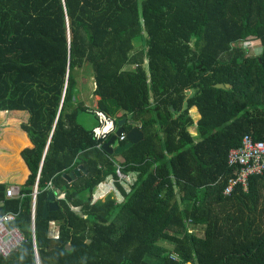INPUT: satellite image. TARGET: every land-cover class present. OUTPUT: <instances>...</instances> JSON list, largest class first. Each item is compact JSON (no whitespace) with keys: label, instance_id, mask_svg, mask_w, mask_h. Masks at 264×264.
<instances>
[{"label":"trees","instance_id":"trees-1","mask_svg":"<svg viewBox=\"0 0 264 264\" xmlns=\"http://www.w3.org/2000/svg\"><path fill=\"white\" fill-rule=\"evenodd\" d=\"M98 112L141 122L143 141L107 154ZM0 134L30 172L6 167L22 199L0 182V217L18 212L25 238L0 264H264V173L224 195L230 151L264 141V0H0ZM110 176L123 201L92 202Z\"/></svg>","mask_w":264,"mask_h":264},{"label":"built area","instance_id":"built-area-1","mask_svg":"<svg viewBox=\"0 0 264 264\" xmlns=\"http://www.w3.org/2000/svg\"><path fill=\"white\" fill-rule=\"evenodd\" d=\"M102 126L95 129V136L98 139H106L110 134H115L118 126L115 119L111 118L103 112H98ZM111 122L113 127L111 130L104 132L103 129ZM99 131V134H98ZM126 140V134L118 138L117 144ZM103 146V143L100 145ZM228 165L236 170L235 178L231 179L224 191V195L230 197L236 189L240 188L244 193L248 192L249 181L251 178L261 176L264 173V141L256 140L251 135H246L239 147L233 148L228 155ZM117 174L121 184H127L129 189L125 188L127 192L130 191V186L133 184V179L125 176L121 171V166L117 167ZM103 185V187H101ZM125 187V186H124ZM38 189L34 193L33 201V215L32 223L35 228V213H36V196ZM110 193H115L121 197V193L116 186V179L110 176L105 182L98 185L94 194V201L105 199ZM24 194L21 188L12 185L7 190L8 199H22ZM118 201H120L118 199ZM18 212H9L0 217V253L8 258L10 255L18 250L21 244L25 241L23 233L19 228L13 226L18 219ZM56 226L55 222H52ZM55 228V227H54ZM55 238H59V232H55ZM36 261L40 264L39 255L36 251Z\"/></svg>","mask_w":264,"mask_h":264},{"label":"water","instance_id":"water-1","mask_svg":"<svg viewBox=\"0 0 264 264\" xmlns=\"http://www.w3.org/2000/svg\"><path fill=\"white\" fill-rule=\"evenodd\" d=\"M216 88L220 89H226L230 88V84H217L215 85ZM131 125L133 128L130 131H127L125 128V125ZM141 122H137L132 119L128 118H123L118 121V130L114 135L110 137V139L104 143V151L109 154V155H119L123 153L124 151L130 150L132 146L135 144L140 143L144 139V133L141 130ZM123 134H126V143L121 145V144H116L117 140L119 137H121ZM117 145V147L115 146ZM83 167L81 166L76 172L71 173L70 177L75 179L77 175H79V171L82 170ZM36 189H38V184L36 186ZM49 204L45 205L44 208V218H47L48 215L50 214L51 211L55 210V207H57L56 203V196L53 191L49 192V197H48ZM69 250H71L69 248Z\"/></svg>","mask_w":264,"mask_h":264},{"label":"rangeland","instance_id":"rangeland-1","mask_svg":"<svg viewBox=\"0 0 264 264\" xmlns=\"http://www.w3.org/2000/svg\"><path fill=\"white\" fill-rule=\"evenodd\" d=\"M78 81H79V86H78L79 99L82 102H85L89 108L96 109L98 106L100 97L94 95L95 90H96L94 74H92V72L89 69H83L79 71L78 73ZM78 122L88 129L94 128L96 124H98V122L96 121V117L89 112L80 113L78 116ZM189 130L190 132L194 133V135L196 134V127H192ZM4 162L5 161L3 160L2 164H5ZM5 174L7 173L3 171L2 169L3 177L5 176ZM124 186L125 188L129 189L128 183L124 184ZM118 197H119V200L122 201V198L119 195ZM121 201H118V202L120 203Z\"/></svg>","mask_w":264,"mask_h":264},{"label":"crops","instance_id":"crops-1","mask_svg":"<svg viewBox=\"0 0 264 264\" xmlns=\"http://www.w3.org/2000/svg\"><path fill=\"white\" fill-rule=\"evenodd\" d=\"M99 97V96H98ZM100 101V100H99ZM99 103V102H98ZM98 107V106H97ZM3 140L1 139V134H0V168H1V170H0V182L1 183H7V184H9L10 186H12V185H15L13 182H11V181H8L7 180V178L12 174V171H9V170H7V166L9 165V163L11 162V161H13V160H17L18 158H20L23 162H24V160L22 159V157H21V154H20V152H19V150H18V148L17 147H15V148H13V147H6V146H4L3 144L5 143H3L2 142ZM117 144V143H116ZM116 147H117V145H115ZM11 153V154H10ZM8 154H10V155H8ZM8 157V158H7ZM5 161L4 163L5 164H2V161ZM24 164H25V166L27 167V169H28V166H27V164L24 162ZM2 169H3V171H5L7 174H5V176L3 177V175H2ZM4 169H6V170H4ZM28 171V175H27V177H26V179L28 178V176H29V169L27 170ZM106 181V180H105ZM105 181H103V182H105ZM102 183V182H101ZM24 184V183H23ZM23 184H21L20 186H17V187H19V188H21L22 187V185ZM100 184V183H99ZM98 184V185H99ZM98 185H97V187H98ZM122 185V187L124 188V190L125 191H127L126 189H125V187H124V185L123 184H121ZM9 186V187H10ZM116 186H117V184H116ZM118 188V187H117ZM97 189V188H96ZM118 191H119V189H118ZM120 192V191H119ZM108 196H112V198H114L117 202H118V199H119V197H118V195H116L115 193H110ZM108 196H106V198L108 197ZM121 198H122V201H123V195H121ZM103 200V199H102ZM100 201V200H99ZM121 201V200H120ZM121 201V202H122ZM119 203V202H118ZM54 227H57V226H53V228Z\"/></svg>","mask_w":264,"mask_h":264},{"label":"clouds","instance_id":"clouds-1","mask_svg":"<svg viewBox=\"0 0 264 264\" xmlns=\"http://www.w3.org/2000/svg\"><path fill=\"white\" fill-rule=\"evenodd\" d=\"M112 127H113L112 123L109 122V123L107 124V126L103 129V131H104V132H107V131L111 130ZM98 134H99V131H98ZM101 187H103V185H101Z\"/></svg>","mask_w":264,"mask_h":264}]
</instances>
